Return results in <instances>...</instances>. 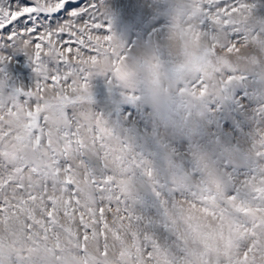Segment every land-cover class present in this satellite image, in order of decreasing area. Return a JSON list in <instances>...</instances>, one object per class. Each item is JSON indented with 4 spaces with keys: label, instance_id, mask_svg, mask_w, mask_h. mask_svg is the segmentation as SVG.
I'll list each match as a JSON object with an SVG mask.
<instances>
[{
    "label": "snow or ice",
    "instance_id": "obj_1",
    "mask_svg": "<svg viewBox=\"0 0 264 264\" xmlns=\"http://www.w3.org/2000/svg\"><path fill=\"white\" fill-rule=\"evenodd\" d=\"M262 9L264 0H200L195 35L208 40L205 54L264 33ZM124 47L96 0H0V264H264V102L242 175L193 150L190 170L169 163L164 191L149 155L91 107L96 74L136 101L141 74L162 73L157 57L127 71ZM18 53L35 73L31 87L12 83ZM187 67L167 74L182 96L201 100L247 79H183ZM144 187L159 201L156 217L137 211ZM173 213L185 217L183 230ZM200 215L218 227L191 223Z\"/></svg>",
    "mask_w": 264,
    "mask_h": 264
},
{
    "label": "rangeland",
    "instance_id": "obj_2",
    "mask_svg": "<svg viewBox=\"0 0 264 264\" xmlns=\"http://www.w3.org/2000/svg\"><path fill=\"white\" fill-rule=\"evenodd\" d=\"M96 2L101 14L111 24L112 31L124 44L127 61L138 70L152 57H157L161 62L162 73H168L180 64V53L172 47L169 37L171 17L179 12L180 0ZM228 53L233 62L219 74L217 81L226 79L227 75L244 76L246 81L235 82L223 97L210 95L204 98L199 119L195 123H185L178 133L168 136L162 135L153 123L152 113L159 101L146 98L143 80L137 89L141 99L136 101L128 99L119 85L112 83L111 77L105 74H96L91 80V107L111 123L120 126L133 144L149 155L164 191L166 185L172 182L169 163L190 170L197 163L193 150L198 160L208 156L217 167L232 163L235 165L234 171L243 174L245 164L241 162V154L248 147L255 128L254 113L264 102V33L249 30L247 38L234 43ZM230 69H235V72ZM9 72L12 83L18 86L31 87L35 82V73L24 53H18L10 62ZM245 98L246 104H243ZM212 104L217 105L215 111L211 110ZM140 195L142 202H138L137 211L150 217L158 216V199L147 187L141 189ZM171 218L183 230L185 217L173 213ZM196 222L218 227V221L211 216L205 218L200 215L198 221H191ZM187 247L190 250H203L199 240L189 239ZM215 247H223L219 239Z\"/></svg>",
    "mask_w": 264,
    "mask_h": 264
},
{
    "label": "clouds",
    "instance_id": "obj_3",
    "mask_svg": "<svg viewBox=\"0 0 264 264\" xmlns=\"http://www.w3.org/2000/svg\"><path fill=\"white\" fill-rule=\"evenodd\" d=\"M180 3L179 12L171 17L169 37L172 47L180 53V64L188 65L184 78L194 79L203 75L205 79L217 81L219 74L233 61L227 50L205 54L208 40L195 35L199 31L200 0H180ZM199 58H203V62H199ZM126 70L132 74L140 73V69L128 61ZM142 79L146 98L159 101L152 116L155 127L162 135L176 134L185 123H195L199 119L204 101L182 96L170 75L161 73L159 78H153L145 72L142 73Z\"/></svg>",
    "mask_w": 264,
    "mask_h": 264
}]
</instances>
